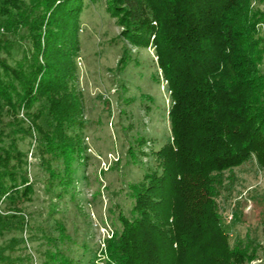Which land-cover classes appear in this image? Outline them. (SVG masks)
Wrapping results in <instances>:
<instances>
[{
    "label": "trees",
    "instance_id": "trees-1",
    "mask_svg": "<svg viewBox=\"0 0 264 264\" xmlns=\"http://www.w3.org/2000/svg\"><path fill=\"white\" fill-rule=\"evenodd\" d=\"M104 1L121 40L154 50L170 98L171 140L154 152L156 168L130 187L129 216L110 229L98 258L264 264V244L248 236L231 242L223 216L235 169L251 164L264 183V12L251 7L263 0ZM82 7L83 0H0V238L14 235L0 245V264H24L12 254L32 229L22 205L34 186L19 144L36 132L45 188L58 200L86 158L75 83ZM128 61L123 48L122 70ZM53 222L51 232L39 231L40 264H81L62 248L69 238Z\"/></svg>",
    "mask_w": 264,
    "mask_h": 264
},
{
    "label": "rangeland",
    "instance_id": "rangeland-1",
    "mask_svg": "<svg viewBox=\"0 0 264 264\" xmlns=\"http://www.w3.org/2000/svg\"><path fill=\"white\" fill-rule=\"evenodd\" d=\"M251 7L264 12V0L253 1ZM79 28L75 83L82 94L86 158L74 167L71 189L58 200L45 188L44 170L35 151L36 132L31 130V136L19 144L26 153L28 178L34 186L31 200L22 205L32 229L20 234L23 245L12 254L24 264L41 263L46 246L39 231L51 232L54 220L69 238L63 249L81 264H90L94 256L96 264H103L98 254L104 249V238L110 236V229L121 228L120 216H129L130 187L146 170L156 168L154 152L171 140L170 98L154 50L136 49L121 40V29L107 13L104 0H83ZM258 30L264 42V24ZM123 48L129 61L122 70L118 62ZM260 69L264 73V64ZM19 117L26 119L23 111ZM231 176V197L223 214L231 242L248 236L264 244L260 173L246 164ZM12 236L0 238V245Z\"/></svg>",
    "mask_w": 264,
    "mask_h": 264
}]
</instances>
